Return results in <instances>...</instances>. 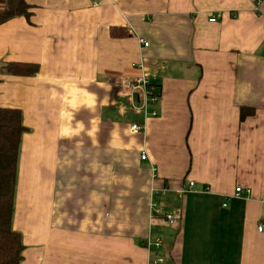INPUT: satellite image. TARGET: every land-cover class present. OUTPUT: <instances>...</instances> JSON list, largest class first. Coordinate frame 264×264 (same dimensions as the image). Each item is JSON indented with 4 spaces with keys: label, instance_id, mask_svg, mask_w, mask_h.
I'll return each instance as SVG.
<instances>
[{
    "label": "crops",
    "instance_id": "1",
    "mask_svg": "<svg viewBox=\"0 0 264 264\" xmlns=\"http://www.w3.org/2000/svg\"><path fill=\"white\" fill-rule=\"evenodd\" d=\"M27 3L29 21L0 26V64L40 67L0 74V107L22 110L28 129L21 264H149L157 234L165 264H264V0ZM144 60L156 117L134 110L128 87ZM242 108L255 112L241 119ZM153 204L175 225L151 218Z\"/></svg>",
    "mask_w": 264,
    "mask_h": 264
},
{
    "label": "trees",
    "instance_id": "2",
    "mask_svg": "<svg viewBox=\"0 0 264 264\" xmlns=\"http://www.w3.org/2000/svg\"><path fill=\"white\" fill-rule=\"evenodd\" d=\"M31 15V6L27 0H7L0 11V26L19 17L29 21ZM123 30L122 27H115L111 35L126 37L128 32L121 34ZM39 70L40 67L33 63L0 64V74L11 76L33 77ZM155 87L160 90L159 85L155 84ZM254 112V109L242 108L241 119ZM27 132L22 110L0 107V264H21L24 259L23 236L13 228V214L22 137Z\"/></svg>",
    "mask_w": 264,
    "mask_h": 264
},
{
    "label": "built area",
    "instance_id": "3",
    "mask_svg": "<svg viewBox=\"0 0 264 264\" xmlns=\"http://www.w3.org/2000/svg\"><path fill=\"white\" fill-rule=\"evenodd\" d=\"M216 18L210 19V22H215ZM140 43L144 47H148L149 43L143 39H139ZM143 74L140 77H137L131 80L128 84L129 89L133 93L139 94L141 99V105H133V108L136 112H143L145 117L148 116L156 117L157 112L151 110L152 106H155L159 101L161 96L160 90L155 87L156 79L152 75L147 73L146 63H139ZM151 110V111H150ZM145 130V126L139 123H133L131 125V132L134 135H140ZM147 158L146 154L141 155V159L145 160ZM193 186V183H191ZM245 192L246 196L249 198L251 196V191L249 189H243L242 187L236 188L235 196L237 198L242 197V193ZM151 218L161 219L170 226L175 225L176 217L173 213L164 212L163 208L157 204L151 206ZM259 230L262 231V227H259ZM159 233V231H158ZM144 246L149 252V264H165L166 257L163 254L164 242L160 234L155 236H148L144 241Z\"/></svg>",
    "mask_w": 264,
    "mask_h": 264
},
{
    "label": "rangeland",
    "instance_id": "4",
    "mask_svg": "<svg viewBox=\"0 0 264 264\" xmlns=\"http://www.w3.org/2000/svg\"><path fill=\"white\" fill-rule=\"evenodd\" d=\"M7 0H5L6 2ZM2 0H0V11L5 7L4 5V1L2 2ZM258 13H260V11H258ZM161 198V197H160ZM159 198V199H160ZM54 241H56V239H54ZM28 247H31L30 245H28ZM33 264H43V261H42V258H39V257H35L33 259ZM48 264H62V261H59V260H56L55 259V262H53V260L51 262H49Z\"/></svg>",
    "mask_w": 264,
    "mask_h": 264
}]
</instances>
